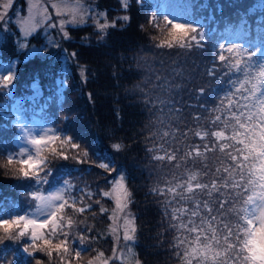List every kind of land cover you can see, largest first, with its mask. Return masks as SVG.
Here are the masks:
<instances>
[{"label": "trees", "instance_id": "trees-1", "mask_svg": "<svg viewBox=\"0 0 264 264\" xmlns=\"http://www.w3.org/2000/svg\"><path fill=\"white\" fill-rule=\"evenodd\" d=\"M87 1L94 5L96 13H104V18L99 19L100 22L106 20L109 25L104 31L98 30L92 20L88 19L80 24L68 26V37L63 36L59 44L45 55L24 58L23 52L17 51L16 44L14 45L12 33L8 34L5 47L0 49L4 54L3 58L0 54V60L5 63L17 57L14 68V82H17V87L26 81L27 87L38 86L45 93H50L45 95L40 104L34 105V109L25 110L21 106L24 114L32 120L39 118L48 123L52 122L62 136L72 133L73 142L81 145L73 155H79L86 161H53L51 165L57 170L55 179L42 190L49 191L67 177L83 173L85 186L90 185L96 196L98 190H107L110 180L117 174L124 175L133 196L132 207L135 209L137 221V232L133 241L136 261L140 264H182L176 248L179 235H176V230L171 225L173 218L166 213L165 204L162 203L163 197L155 191L164 187L166 181L177 178L179 174L182 176L183 169H176L172 178L164 173L161 184L156 178L154 166L160 161H155L153 155L159 153L149 151L158 148L157 139L151 135L148 122L150 115L158 109L153 107V98L135 86L143 78L142 70L149 73L151 68H155V72L161 73L166 79L172 80L175 77L173 82L183 85L182 89L173 95L176 112L183 123L174 122L179 125L181 134L175 136L171 148L175 149L176 159L181 157L182 164L184 153L192 163L193 170L204 174L193 183L206 184L208 187L203 192L196 193L194 197L189 196V208L193 207L194 198L206 201L213 209L212 212H207L204 204H201V216L204 217V223L209 230H215L219 243L214 247L223 253L227 247L223 237L227 235V230L234 228L237 223V217L234 218L235 206L226 205L223 210L217 208L219 200L234 199L233 193L225 187L230 186L231 176L223 172L229 165L230 157L227 152L219 150L218 143L215 144V150L204 154L208 159H202L201 156L190 157L186 145L201 142L188 130L206 126L215 116L213 108L218 107L227 94L235 93L239 87L238 82L244 79L243 73L228 72L225 64L216 61L220 44H239L251 53L247 65L253 75L256 70L264 67V2L177 0L175 5L184 13L185 19L189 18L187 10L190 9L195 19L202 20L205 36L202 48L194 45L191 52L184 55L179 50L156 49L154 42L149 39L150 36L160 35L155 24L162 22L160 14H163L168 1L143 0L141 4L140 0H129L127 9L120 6L117 0ZM17 2L21 7L24 6V0ZM153 14L157 15L158 21H149ZM123 16H128L129 20L120 19ZM112 24H115V27H111ZM242 24L243 29L238 37L236 33L241 30ZM29 40L35 41V35ZM147 48L150 50H146ZM71 53L75 55L70 56ZM149 53H154L159 58L153 59ZM224 54L228 56L227 52ZM161 65L165 68L160 71ZM214 67L217 71L212 75L210 73ZM81 69L84 70L83 78ZM52 82L55 83L54 86L50 85ZM1 87L0 85V89ZM1 93L0 105L3 107ZM259 94L258 91L257 95ZM232 99L235 101L239 97L233 96ZM11 100L6 114L9 117L8 125H11L14 117L12 105L16 97ZM36 107H42V110ZM200 108L206 109L207 112H201ZM165 113L170 117L172 115L167 110ZM3 114L4 110L0 108V117ZM194 114L202 116L199 125L192 119ZM184 133L188 135L185 136ZM16 134L17 131L10 126L8 130L0 129V158H6L8 161L9 155L14 153ZM115 143L123 145L120 151L113 149L112 145ZM161 143L159 142V145ZM206 143L213 144L211 137ZM201 150L203 152V147ZM84 151L89 153L87 157L83 156ZM14 158L16 159L15 156ZM101 162L109 164L116 171L104 172L96 166ZM0 169V173H4L5 169ZM217 169L220 170L219 175H214ZM96 173H101V176L92 177ZM213 183L220 186L219 191L213 192L209 197L208 190ZM80 186L83 187L82 184ZM80 186L78 188H81ZM74 188L78 192L76 183ZM35 190V186H27L18 178H3L0 181V220L20 213L28 205L25 203L23 206L25 197ZM99 200L105 204V208L111 204L108 197H101ZM100 203L93 208L95 211L100 208ZM21 206L23 207L20 210L13 211ZM182 206L186 207L185 204ZM103 220L105 214L99 212L93 222L98 227ZM95 236L102 242L110 240L108 235H102L100 232ZM209 238H212L211 232ZM7 249L9 252L19 251L20 263L28 264L33 259L23 251L22 245H10Z\"/></svg>", "mask_w": 264, "mask_h": 264}, {"label": "snow or ice", "instance_id": "snow-or-ice-1", "mask_svg": "<svg viewBox=\"0 0 264 264\" xmlns=\"http://www.w3.org/2000/svg\"><path fill=\"white\" fill-rule=\"evenodd\" d=\"M264 2V0H262ZM143 3V0H140ZM11 5V0L3 5L4 12H0V21L4 20L7 9ZM193 7L195 5H192ZM56 7L60 11L58 5ZM122 7L127 9L128 0H122ZM166 7H171L168 5ZM188 13L190 9L187 10ZM191 13V12H190ZM101 16L104 13H100ZM47 18V17H45ZM163 20L168 24L171 35L193 32L196 38L192 41L193 45L199 48L203 45L205 36L201 26L195 23H185L172 18L171 13L163 14ZM120 19L128 21V16ZM157 15L149 17L150 22L158 21ZM76 16L72 23H76ZM83 22V16L79 18ZM65 21L60 22L63 29ZM96 26L101 31L108 28L107 23L96 21ZM156 27L159 26L157 22ZM55 27V25H51ZM111 27H115L112 24ZM35 26H33L34 30ZM241 30L237 31V36L241 35ZM27 34V33H26ZM68 37V33L64 32ZM228 53V56L224 54ZM71 53L70 56H74ZM251 58L245 48L239 44H233L220 48L216 61L225 64L228 72L236 71L244 74V79L239 83L235 93L227 94L218 107L213 108L215 116L209 120L206 126L189 128L188 132L201 143H192L186 145L188 155L192 158L206 154L207 151L215 150V144L220 145L221 152H227L230 161L227 168L223 170L225 175L231 176V184L225 185L228 191L233 193L234 199H221L217 204L219 210H223L227 205L235 206L234 214L237 217V223L234 228L227 230V235L223 237L227 247L224 252H220L214 247L219 243V238L215 230H209L204 223V217L201 216V204H204L207 212L213 209L208 206L206 201H200L193 198V207H183L181 202H187L184 197L195 196L198 192L207 189L206 184L193 183L196 177L186 184H180L177 181H166L164 187L158 188L155 193L164 198L166 213L170 214L175 221V229L181 233L177 237V255L182 264H264V67L259 68L253 75L247 65ZM217 69L214 67L210 74L214 75ZM81 77H84V70L81 69ZM13 80L11 75L3 79L5 85ZM246 85H250L247 87ZM236 87V86H235ZM203 90L201 89V92ZM259 91V95H257ZM233 96H238V100H233ZM227 102V103H225ZM201 112H207L201 109ZM223 117V118H222ZM193 121L199 125L202 119L200 115H193ZM185 136L188 133H184ZM211 137L213 144L206 143ZM34 147V155H27L24 159H15L9 155L8 167L13 169L20 177L41 179L46 171L44 165L47 164L48 155L68 160L72 159L78 163H86L79 155L69 156L70 150H79L81 145L74 143L72 137L62 136L50 133L35 137L30 140ZM113 149L120 151L123 147L120 143L112 145ZM203 147V152H202ZM154 153L162 152L163 155L154 154L155 161H163L175 164V149L171 152L166 147L159 149H149ZM89 153L83 152L87 157ZM22 157H24L22 155ZM106 173L115 172V168L106 163L96 165ZM217 171H220L217 169ZM67 187L59 191L57 199L43 198L39 201V206L49 210L48 215L43 219H36L30 216H14L10 219L0 220V237L7 236L12 239L13 235L19 237V240L27 238L28 244L23 251L35 258V264H44L42 259L37 258V253L43 254L48 258L49 264H74L79 262L82 252L91 250L90 225L84 220L77 221L73 215L65 216V210H71L73 214H84L92 209V191L81 189V195H73L74 185L67 181ZM215 183H213L214 185ZM37 193H33V199L37 198ZM102 197H108L115 201L116 209L112 213L113 226L112 234L116 237V243L121 239L118 228H123V240L134 241L135 239V221L131 215L125 213L123 224L117 223L118 213L124 212L131 202V193L125 186V176L117 174L112 180L110 191H102ZM88 197V200H85ZM244 197L242 200L241 198ZM100 203L99 199L94 201ZM101 213L108 209L100 207ZM199 221V223H198ZM27 225V227H25ZM84 225V227H81ZM211 232V239L209 238ZM187 233L188 235H184ZM189 236L192 238L189 239ZM78 245L79 247H73ZM226 254V255H225ZM110 259L119 260L120 257L114 250L110 258H105L104 252H98L97 256L88 261V264H110ZM137 264L139 262L137 261Z\"/></svg>", "mask_w": 264, "mask_h": 264}, {"label": "rangeland", "instance_id": "rangeland-1", "mask_svg": "<svg viewBox=\"0 0 264 264\" xmlns=\"http://www.w3.org/2000/svg\"><path fill=\"white\" fill-rule=\"evenodd\" d=\"M118 4L122 6V0H117ZM168 5H171V7H166L163 10V14H168L171 13V16L173 19L185 22V23H195L201 26L202 25L201 19H195L192 14L189 12V18H184L185 15L175 5L177 0H165ZM208 2L209 0H205ZM7 2V0H0V12H4L3 5ZM129 2V0H128ZM182 3V1H180ZM53 5H58L60 11L58 12L56 7H53ZM188 12V11H187ZM99 13V12H98ZM96 13V10L94 8V5H92L90 2L87 0H24V6L21 7L20 4L17 2V0H11V5L7 9L6 15L4 20L0 21V49L5 47V40L8 36V34H13L14 36L12 37L14 45L16 44L17 51L23 52L24 58L28 56H34V55H45L49 52H51L58 44L59 40L63 39L64 32H67V27L70 25L74 24H80L79 18L83 16V22L90 19L96 26V21L101 18H104L100 14ZM161 15V18L163 16ZM76 16L77 22L72 23L73 17ZM47 17V18H45ZM187 17V16H186ZM163 19V18H162ZM65 21L63 29L60 27V22ZM163 21V20H162ZM100 22V21H99ZM100 23H107L106 20ZM108 24V23H107ZM51 25H55V27H51ZM33 26H35L33 30ZM97 28V26H96ZM98 30H100L98 28ZM101 31V30H100ZM104 31V30H103ZM203 33L204 30L202 29ZM27 33V34H26ZM36 40L30 42L29 38L31 36H34ZM224 43V42H223ZM225 44V43H224ZM234 43H229L228 45H233ZM246 43L244 44V46ZM146 50H150L147 48ZM157 51V50H156ZM1 58H3L4 55L2 51H0ZM167 54V52H166ZM17 57L11 59L7 63H5L3 60H0V85L2 86L0 89L1 97L3 98V107L0 105V108L4 110L3 116L0 117V129H5L8 130L9 126L11 129L17 131V134L15 135V140H14V146H16L14 153H11V155L15 156L16 159H24L26 158L27 155H34V147L30 143V140L43 136L45 134H50V133H55L61 135L59 131L53 126L54 124L52 122H45L39 118H36L35 120L29 119L27 117L23 110L24 109H34V105L40 104L44 99L45 95L48 96L50 93H45L42 89H39L38 86H28L27 87V82H21L18 87H17V82H14L15 75H14V68L16 65ZM158 67V66H157ZM164 66H160V71L161 69H164ZM157 69V68H156ZM142 70V69H141ZM155 71V68H151L149 73L152 74V72ZM143 75H149L148 72H144L142 70ZM161 74V73H160ZM11 75L13 77V80L5 85L3 83V79L7 76ZM50 85H55L54 82L50 83ZM49 87V86H48ZM22 88V89H19ZM19 89V90H17ZM184 93V91H182ZM12 97H16V100L14 101L12 105L13 109V120L11 122V125H8V120L9 117L7 114L8 112V105L9 103L11 104ZM1 103V102H0ZM163 107V106H161ZM38 110H42V107H36ZM166 111V109H165ZM163 113L165 116V119H170V116H168V113ZM14 124V125H12ZM173 126L177 127V133L176 136L181 134V129L179 125L173 124ZM73 134L70 133L67 136H72ZM65 136V137H67ZM174 138L168 137L166 140H171L170 144L164 143V141H158L157 140V148H159V142L164 143V147L168 149V151H172L171 146L173 145ZM73 140V138H72ZM170 145V147H169ZM78 151L77 150H70L69 151V156H73V154H76ZM48 155V161L47 165L48 168L46 171L42 174V178L37 180L36 178H24L20 177L17 173H14L13 169L10 167L4 168L5 171H1L0 173V181L3 180V178H18L19 181L24 182L25 185L27 186H35L36 190L34 193L37 192H42L45 195L60 191L63 188L67 187L66 182H72L73 185H77V188L80 186L81 188H78V192H76L75 188H73V195H81L80 190L84 189L86 191H92L93 189L88 186H85V176L83 173H78L77 175H74L72 177H67L62 183L55 188H52L49 191H43L42 189L50 184L52 181L55 179V174H56V169L55 166L51 165V163L56 160H59L50 154L45 153ZM160 154V153H159ZM22 155L24 157H22ZM161 155V154H160ZM163 155V154H162ZM183 165L181 163V157L176 159L175 164H170L166 162H160L159 164H155L154 166V171L157 172L156 178L159 179V183L161 184V180L163 179L164 173L168 174L170 178L174 177V171L176 169H183L182 171V176L179 174L177 178L172 179L171 181L175 180L180 184H186L189 182V176L193 173V165L190 163V161L187 159V157L183 153ZM8 163V161H7ZM1 170V169H0ZM9 172V173H8ZM195 172V171H194ZM8 173V175H6ZM13 175H18V176H13ZM95 175L101 176V173H96ZM91 178V177H87ZM112 180H110V184L107 187V190L105 191H110L112 187ZM75 181V183H74ZM125 186L127 187L128 191L131 193L130 188L127 186L126 181H125ZM11 188V187H10ZM13 192H17L16 189H12ZM96 191V190H95ZM102 191V190H101ZM101 191L98 190L96 192V196L93 195L92 199V209L89 211L85 212L84 214H73L71 210H66L68 214L73 215V219L77 221L84 220L87 225L91 226V233H88L86 235L90 234V245L88 247L91 248V250H85L82 252V256L78 262V264H88L89 260L94 259L98 252H104L105 258H110L112 256L113 251L115 250L117 255L120 257L119 260L116 259H110V264H137V261L134 257V248H133V241H125L123 240V228L120 227L118 228V233L121 236V239L119 241V244L116 243V237L112 234L111 228L113 226V220H112V213L116 209V204L115 201L111 198V204L106 206V209H108L107 212H104L105 214V220H103L100 223V226H96L93 220L97 218L98 213L100 212L98 210H94L96 208V203L94 202L96 199L94 197H97V199H100L102 196L100 195ZM104 191V190H103ZM132 193L130 200L131 202L128 204V207L125 209L124 212L118 213V221L117 223L119 225L123 224V220L125 218V213H128L131 215V218L134 219L135 221V228H136V215H135V209L132 207ZM26 200L23 202L24 204L27 205L23 210L14 215V216H30L36 219H43L45 216L48 215L49 210H46L44 208H41L38 204L37 201H35L32 196H26ZM86 201L88 200V197H85ZM184 199L187 202H181L182 205L185 204L187 208H189V196L185 195ZM3 203V202H1ZM162 203H164V198L162 200ZM101 206L105 208V204L100 203ZM21 207L15 208L13 211L20 210ZM100 206V207H101ZM95 207V208H94ZM94 208V209H93ZM13 216V217H14ZM12 218V217H10ZM7 218V219H10ZM234 218H236V215L234 214ZM175 221L172 220V227L175 229L174 225ZM81 227H84V225H81ZM100 232L102 235H108L110 237V240H105L104 242L100 241L99 239H96V233ZM137 232V231H136ZM135 232V233H136ZM2 235V233H0ZM176 235L180 236L181 233L176 230ZM184 235H188L187 233H184ZM15 237V235H13ZM106 238V237H105ZM192 237L190 236L189 239ZM28 244L27 238L23 240L19 239H7L4 242L0 243V264H23L20 263L18 254L19 251H12L9 252L7 249L8 246L10 245H22L23 248L26 247ZM73 247H79L78 245H73ZM37 258L42 259L44 261V264H49L48 258L43 256V254L37 253ZM139 262V261H138ZM28 264H35V258L31 260V263L29 262ZM74 264H77V262L74 261ZM140 264V263H139Z\"/></svg>", "mask_w": 264, "mask_h": 264}, {"label": "clouds", "instance_id": "clouds-1", "mask_svg": "<svg viewBox=\"0 0 264 264\" xmlns=\"http://www.w3.org/2000/svg\"><path fill=\"white\" fill-rule=\"evenodd\" d=\"M160 35L150 36L149 39L154 42V47L156 49H166V50H179L182 51L184 55H187L194 48L192 41L196 38L195 34L191 31L177 35H171L169 32L168 24L163 20L159 26ZM221 48L224 47L223 44L219 45ZM201 48L203 45L200 46ZM153 59H158L154 53H149ZM175 62V61H174ZM175 77L172 80L166 79L162 74H158L153 71L151 76L145 75L142 80L138 82L135 86L139 88L142 92H145L150 98H153L154 103L153 107L158 110L150 115L148 126L151 131V135L155 137L158 141H164V143L170 144L171 140H166L168 137L174 138L177 133V127L173 126L175 123H183L180 118V115L177 114L175 104L173 103L174 92H179L183 85L180 82H173ZM163 106V107H161ZM165 109L167 112L172 113L170 119H165L163 115ZM164 143L159 145V148L164 147ZM158 148V149H159ZM202 159H208L201 154ZM163 162V161H160ZM0 168H8V163L6 158H0ZM44 168H48V165L45 164ZM204 175L201 172H194L189 176V181L192 177H200ZM214 175H219V171ZM18 176V175H13ZM39 180V179H37ZM197 180V179H196ZM219 185L212 184L211 188L208 190V195L211 197L213 192L219 191ZM37 198L35 201H39L43 198L57 199L59 191L53 192L45 195L42 192H37ZM33 198V193L31 194ZM68 212L65 210V216H69ZM27 227V225H25ZM9 239V237L4 236L0 237V243ZM12 239H19V237H12Z\"/></svg>", "mask_w": 264, "mask_h": 264}]
</instances>
